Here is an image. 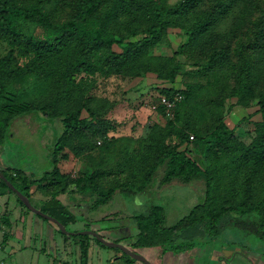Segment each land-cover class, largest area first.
<instances>
[{
	"label": "trees",
	"instance_id": "16d2710c",
	"mask_svg": "<svg viewBox=\"0 0 264 264\" xmlns=\"http://www.w3.org/2000/svg\"><path fill=\"white\" fill-rule=\"evenodd\" d=\"M241 1L0 0V40L9 47L0 57V156L6 148L3 143L12 135L10 125L15 117L38 112L50 119L58 118L61 123V131L47 154L49 167L41 174L11 164L0 166V171L26 196L30 197L31 186L45 195L46 199L34 206L66 228L76 217L58 198L60 193H76L79 201H87L90 211H99L115 192L136 195L146 190L160 169L159 184L200 181L203 197L170 225L165 224V207L158 203L131 214L137 230L133 247L159 245L180 252L195 246V238L201 242L216 240L227 226L264 242V0H248L239 14L244 16L249 7L259 11L248 34L235 46L238 56L230 68L232 84L223 66L228 62L238 25L221 34L214 32L216 23ZM58 6L66 7L59 9V15ZM21 20L39 26L42 36L25 32L19 27ZM185 20L188 21L183 24ZM182 25L187 29V38L172 53L151 51L162 41L167 28ZM180 54L195 62L203 60L205 70L216 75L205 83L189 76L181 87L162 86L160 95L171 98L181 94L172 115L166 116L165 107L158 105L154 113L164 122L156 120L148 125L141 149L135 154L127 155L128 145L124 146L120 169L124 168L128 177L101 190L100 176L106 167L98 165L108 164L113 157L104 138L114 125L110 119L94 115L97 111L91 105L93 97L84 90L85 83L93 82L78 75L119 73L134 77L153 72L172 83L181 69L177 59ZM229 96H236V104L244 107L258 105L260 118L246 131L249 140L236 131L249 115L231 127L223 120L224 99ZM83 110L87 116L82 115ZM171 136L176 140L170 142ZM97 140L101 143L97 144ZM189 142L201 144L206 162L196 159V149L191 151ZM95 146L104 152L93 162V170L78 177L74 190H67L62 161L69 154L76 156ZM5 193L14 192L0 177V195ZM15 197L23 209L29 210L16 194ZM100 214L99 220L114 215ZM77 231L72 236L79 244L80 264H86L89 238L119 250ZM121 252L129 261L136 260Z\"/></svg>",
	"mask_w": 264,
	"mask_h": 264
},
{
	"label": "rangeland",
	"instance_id": "374dc122",
	"mask_svg": "<svg viewBox=\"0 0 264 264\" xmlns=\"http://www.w3.org/2000/svg\"><path fill=\"white\" fill-rule=\"evenodd\" d=\"M166 1L168 3H173L176 0ZM247 1L248 0H242L237 6L235 5L233 10L222 17L214 27V32L221 34L229 30L232 26L238 25L237 34L231 39L228 62L226 63L227 66H223L228 70L227 80L230 84L233 83L230 68H232V63H236L238 56L235 46L239 40H242L248 34L252 22L259 14L257 9L249 7V9H245L244 16H239L244 10ZM59 9L64 10L66 7L58 6L56 10L58 15L60 13ZM187 21L188 20H185L183 24ZM19 27L25 32L35 36H42L43 34V30L39 26L28 21L21 20L19 22ZM186 36L187 29L184 25L169 27L162 41L152 47L151 51L156 54H170L180 43L186 40ZM134 38L136 37L134 36L131 39ZM8 48L6 42L0 40V57L7 52ZM177 59L180 61L181 69L172 83L158 78L153 72H145L134 77L119 73L106 75L98 73H80L78 75V78H86L89 79L90 82H93V84L85 83L86 89L84 90L86 94L93 97L91 105L94 106L97 111L94 112V115L100 118H108L114 125L113 129H109L105 133L104 138L111 146L113 157L107 161L108 164L103 165L102 163L98 165V168L106 167L105 171L101 173L102 175L100 176L101 190H106L114 183L128 177L127 171H123L124 168L120 169V163L124 161V146L128 145L127 155L129 153L135 154L141 149V140L148 125L156 120L160 123L164 122V119L155 114L149 107V103L152 99L160 93L159 89L162 86H170V84L175 87H181L184 85L185 80H189V76H192L193 78L191 79L193 80H199L205 83L209 79L212 81L213 77L216 75L214 71L205 70L204 66L201 65L204 63L203 60L195 62L184 54L177 55ZM236 100V96H229L224 99L223 120L227 126L231 127L239 118L249 115V117L238 124L236 130L239 132L240 136H243L244 140H249L250 135L246 131L251 129L254 120L260 118V114L257 111L258 105L252 104L248 107H244L236 104ZM82 115L87 116L88 112L83 110ZM10 130L13 135L8 137L3 143L6 148L1 152L0 157L2 163L31 170L37 175L41 174L42 171L49 167L47 154L55 137L61 131L59 119H50L38 112H32L15 117L11 122ZM126 138L131 139L126 140ZM174 140L176 139L171 136L170 142ZM195 142H189L188 147L191 151L196 149L194 156L199 162H206V159L203 158L204 151L201 144ZM100 143V140H97V144ZM184 145L185 143L180 147ZM101 150L102 148L95 146L94 148L86 149L76 156L69 154V156L62 161L61 170L67 173L65 179H63L66 180L65 188L67 190H74L78 177L83 173L93 170V165H95L93 162L96 160L98 161L100 154L104 152ZM160 173L161 170L159 169L154 175L150 186L136 195L126 192H115L110 201L100 207L99 212L110 213L113 210H118L119 213L124 215L120 217H115L116 215H113L110 216V218L103 219L102 221L104 222H102V224L107 227L106 232L100 231L101 229L96 230L94 224L90 225L91 229L93 228V230L106 237H122L118 242L131 248L133 247L132 243L135 241V233L137 230L136 221L130 217V214L144 212L152 203H158L165 207V224L170 225L186 214L193 204L202 199L204 192L200 181L181 183L174 180L169 183L159 184ZM215 194L218 198L219 190L215 191ZM67 201L72 207L76 208L78 215H81L82 212H91L87 208V201H85V199L79 201L76 193H74L73 196H69ZM81 220V225H87L83 222L88 221L85 217L81 218ZM66 229L69 231L72 229V226L68 224ZM218 236L219 237L215 240L218 241L215 243L216 246L208 242L206 247L212 248L214 246V250H219L221 248L219 242H227L233 246L234 249L242 250V246L244 245L249 250L262 253L264 257V242L260 241L251 233H246L233 226H227ZM193 241L196 248L205 243L201 242L198 238L193 239ZM137 247L146 248L147 251L149 250L155 253V258L153 260L150 259L152 264H157L165 260L171 252H177L159 245H144ZM210 256L208 250L201 252L195 263L200 264L204 259L210 258ZM239 257V254H237V258L229 263L242 264L245 260L239 261ZM245 262L248 264V261ZM245 262L243 264H245Z\"/></svg>",
	"mask_w": 264,
	"mask_h": 264
},
{
	"label": "crops",
	"instance_id": "0c3cea01",
	"mask_svg": "<svg viewBox=\"0 0 264 264\" xmlns=\"http://www.w3.org/2000/svg\"><path fill=\"white\" fill-rule=\"evenodd\" d=\"M3 165L4 163L0 159V166ZM30 191L28 198L33 205H40L46 199V196L39 190H35L34 186H31ZM69 196L71 195H68L67 192L58 195V198L68 205L69 210L76 217V221L69 224L72 226L69 231L81 230L92 224L96 230L107 231V227L102 224L104 221L99 220L101 214L98 210L90 213L82 212L81 215H78L76 208L67 201ZM112 212L116 215L115 217L124 215L118 210H113L110 213ZM83 217L88 220L87 222L83 221L87 225H81ZM72 235V233H61L55 222L38 216L31 210L23 209L18 204L14 193L0 195V264H80L79 244ZM109 235L111 236L110 233ZM106 238L113 240L116 237ZM208 242L213 245L218 241L211 240L198 248L193 246V248L184 251L171 252L165 260L157 264H197L195 262L199 253L206 250L211 256L200 264H235L229 262L236 259L237 254L240 256L239 261L245 260L248 261V264H264L262 253L249 250L244 245L242 250H237L227 242H219L221 248L214 250V246L206 247ZM132 248L148 260L155 258L153 251H147L146 248L137 246ZM86 264H144V262L137 259L131 262L124 256L120 248L116 250L102 246L89 238ZM245 264L247 263L245 262Z\"/></svg>",
	"mask_w": 264,
	"mask_h": 264
},
{
	"label": "water",
	"instance_id": "95a60500",
	"mask_svg": "<svg viewBox=\"0 0 264 264\" xmlns=\"http://www.w3.org/2000/svg\"><path fill=\"white\" fill-rule=\"evenodd\" d=\"M0 177L4 178L5 181H6V184L7 186L20 198V200H22V202L26 205V207L31 210L32 212L46 218V219H49L53 222H55L58 226V228L64 232V233H74V232H71V231H68L59 221L57 218H55L54 216H51L49 214H46L44 213L43 211H41L39 208L35 207L29 200L28 196H26L25 194H23L20 190H18L4 175L3 173L0 171ZM77 233H87V234H90L94 237H96L100 242H102L103 244L107 245V246H115V247H118L120 248L122 251H124L126 254L130 255L131 257L137 259V260H140L142 262H144L145 264H151L149 262V260L133 251L129 246H126L124 245L123 243L121 242H118V241H114V240H109L107 239L106 237L102 236L99 232L93 230V229H90V228H84V229H81V230H78Z\"/></svg>",
	"mask_w": 264,
	"mask_h": 264
},
{
	"label": "built area",
	"instance_id": "2783aa9c",
	"mask_svg": "<svg viewBox=\"0 0 264 264\" xmlns=\"http://www.w3.org/2000/svg\"><path fill=\"white\" fill-rule=\"evenodd\" d=\"M181 98L180 93L174 94L171 98L166 97L165 95L158 94L156 96V99H152V101L149 103V107L153 112L157 111L158 105H163L165 107V115L171 116L172 115V109L175 105V102ZM190 138H192V135H189Z\"/></svg>",
	"mask_w": 264,
	"mask_h": 264
}]
</instances>
